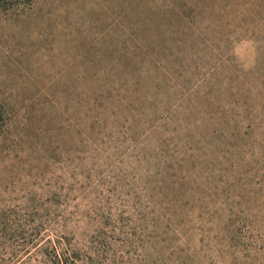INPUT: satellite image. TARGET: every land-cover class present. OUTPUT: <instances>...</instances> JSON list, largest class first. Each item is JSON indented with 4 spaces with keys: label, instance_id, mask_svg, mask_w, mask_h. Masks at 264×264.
<instances>
[{
    "label": "rangeland",
    "instance_id": "obj_1",
    "mask_svg": "<svg viewBox=\"0 0 264 264\" xmlns=\"http://www.w3.org/2000/svg\"><path fill=\"white\" fill-rule=\"evenodd\" d=\"M0 108V256L264 264V0H6Z\"/></svg>",
    "mask_w": 264,
    "mask_h": 264
},
{
    "label": "trees",
    "instance_id": "obj_2",
    "mask_svg": "<svg viewBox=\"0 0 264 264\" xmlns=\"http://www.w3.org/2000/svg\"><path fill=\"white\" fill-rule=\"evenodd\" d=\"M5 1L0 0V4ZM1 119L0 108V121ZM11 251L12 254L7 257L0 256V264H105L99 261L97 256L92 257L93 254H84L74 245L73 238L66 232V228L58 232L52 223L45 228L43 225H33L30 240L17 241Z\"/></svg>",
    "mask_w": 264,
    "mask_h": 264
}]
</instances>
